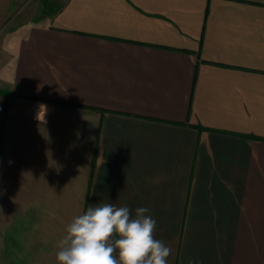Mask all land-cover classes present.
Returning <instances> with one entry per match:
<instances>
[{"label": "crops", "instance_id": "1", "mask_svg": "<svg viewBox=\"0 0 264 264\" xmlns=\"http://www.w3.org/2000/svg\"><path fill=\"white\" fill-rule=\"evenodd\" d=\"M36 6L0 86V264H58L100 203L148 208L167 264H264V0Z\"/></svg>", "mask_w": 264, "mask_h": 264}, {"label": "clouds", "instance_id": "2", "mask_svg": "<svg viewBox=\"0 0 264 264\" xmlns=\"http://www.w3.org/2000/svg\"><path fill=\"white\" fill-rule=\"evenodd\" d=\"M40 108L44 115L46 106ZM148 212L138 207L133 216L129 207L113 203L88 207L66 225L58 264H167L171 249L155 238L157 222Z\"/></svg>", "mask_w": 264, "mask_h": 264}, {"label": "rangeland", "instance_id": "3", "mask_svg": "<svg viewBox=\"0 0 264 264\" xmlns=\"http://www.w3.org/2000/svg\"><path fill=\"white\" fill-rule=\"evenodd\" d=\"M40 0H0V86L8 76L7 58L12 54L14 34L20 23L37 9ZM38 16V15H37ZM36 16V17H37ZM36 19V18H35Z\"/></svg>", "mask_w": 264, "mask_h": 264}, {"label": "trees", "instance_id": "4", "mask_svg": "<svg viewBox=\"0 0 264 264\" xmlns=\"http://www.w3.org/2000/svg\"><path fill=\"white\" fill-rule=\"evenodd\" d=\"M0 94L4 95L6 98L8 97V93H5L3 90L0 89Z\"/></svg>", "mask_w": 264, "mask_h": 264}]
</instances>
